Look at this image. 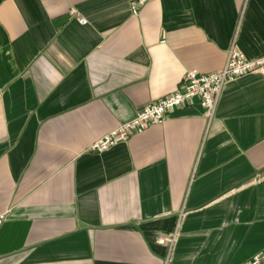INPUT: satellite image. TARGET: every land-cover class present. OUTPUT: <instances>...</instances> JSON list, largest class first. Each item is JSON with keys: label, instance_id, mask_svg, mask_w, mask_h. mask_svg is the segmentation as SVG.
<instances>
[{"label": "crops", "instance_id": "obj_1", "mask_svg": "<svg viewBox=\"0 0 264 264\" xmlns=\"http://www.w3.org/2000/svg\"><path fill=\"white\" fill-rule=\"evenodd\" d=\"M231 50L264 57V0H150L137 17L129 0H0V264H247L264 250V74L228 82L212 117L195 99L90 152Z\"/></svg>", "mask_w": 264, "mask_h": 264}, {"label": "built area", "instance_id": "obj_2", "mask_svg": "<svg viewBox=\"0 0 264 264\" xmlns=\"http://www.w3.org/2000/svg\"><path fill=\"white\" fill-rule=\"evenodd\" d=\"M149 1L129 0L132 15L139 16ZM71 13L80 24H88L87 19L75 10H72ZM258 73L264 74V57L250 60L243 52L231 50L226 65L221 71L207 75L199 74L197 71L187 72L184 78V91H177L150 102L137 113L133 120L120 125L97 140L90 147V152L104 153L120 143L128 142L133 135L142 134L149 127L164 123L168 114L191 104L195 99L200 101V105L206 110L207 116L212 117L223 88L228 82ZM5 219V215L0 216V225ZM177 236V232L167 236V241L172 247ZM247 264H264V250L255 254Z\"/></svg>", "mask_w": 264, "mask_h": 264}]
</instances>
